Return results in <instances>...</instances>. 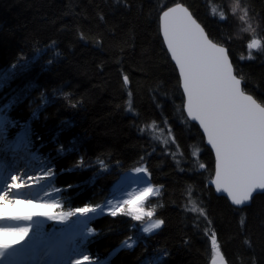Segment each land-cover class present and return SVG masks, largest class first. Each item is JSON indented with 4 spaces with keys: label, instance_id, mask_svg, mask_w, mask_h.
I'll return each instance as SVG.
<instances>
[{
    "label": "trees",
    "instance_id": "16d2710c",
    "mask_svg": "<svg viewBox=\"0 0 264 264\" xmlns=\"http://www.w3.org/2000/svg\"><path fill=\"white\" fill-rule=\"evenodd\" d=\"M175 4L227 50L243 91L264 105V0H0V129L51 172L70 218L102 205L119 176L141 166L160 189L150 206L158 231L144 236L125 215L97 218L80 258L210 264L212 235L226 264H264V194L237 209L208 186L214 158L184 115L160 34L159 16ZM252 39L260 50L248 51Z\"/></svg>",
    "mask_w": 264,
    "mask_h": 264
},
{
    "label": "snow or ice",
    "instance_id": "6c2138e0",
    "mask_svg": "<svg viewBox=\"0 0 264 264\" xmlns=\"http://www.w3.org/2000/svg\"><path fill=\"white\" fill-rule=\"evenodd\" d=\"M162 24L164 41L183 80L188 115L199 121L209 144L215 150L216 179L213 183L218 192L227 193L233 204H244L257 189L264 190V105L243 91L241 80L233 74L225 48L207 39L187 9L180 5L170 8L163 13ZM247 47L249 50L259 49L261 42L252 39ZM200 167L204 166L201 164ZM140 171L137 169V172ZM11 180L16 181L17 177L12 176ZM151 191V188L145 189V193ZM46 207L54 208L56 205L49 204ZM93 210L79 208L76 211L87 213ZM135 211L138 213L139 209ZM39 214L57 219L51 212ZM65 215L61 213L60 218ZM111 215L116 216L117 212L113 210ZM146 215L151 216V213ZM134 219L139 221L141 215L136 214ZM160 227L161 222L157 221L144 231ZM28 232L27 227L2 232L4 235H12L14 239L0 242V250L22 241ZM212 246L215 249V236L212 238ZM77 264L80 262L77 261Z\"/></svg>",
    "mask_w": 264,
    "mask_h": 264
},
{
    "label": "rangeland",
    "instance_id": "374dc122",
    "mask_svg": "<svg viewBox=\"0 0 264 264\" xmlns=\"http://www.w3.org/2000/svg\"><path fill=\"white\" fill-rule=\"evenodd\" d=\"M229 8L231 10L230 13H233L234 15L238 13L239 11L238 8L232 2L229 3ZM210 13L214 18L217 17L218 19H221L223 17V13L220 10H217L215 7L211 9ZM244 22L245 21H243V23ZM242 32H248V33L252 32L251 26L248 25L246 29L243 28ZM260 48L254 49V50L248 49V51L253 52V51L260 50ZM0 124H1V121H0ZM147 132H149V135H151V137L153 138H156L153 136L155 134H157L156 135L157 137L162 136L161 132L156 127H150L147 130ZM165 139L166 138H162L161 140L160 139L158 140L163 142ZM6 151H9V153L12 152V153L17 154L13 158L12 165H8V163L6 162V160H4V158H0V179L5 174L9 176L8 179L5 180L7 182L6 188L7 189L13 188L15 181L11 180V176L13 175L14 173L13 171L15 170L16 166L20 165L21 162H24L23 166H21V172L27 170V173L29 174V176L27 175V181L23 184L21 189L18 190L16 189V187H14L12 199L3 201L1 203L0 208L3 209L5 213H10L11 212L10 208H12L18 214L17 217L16 216L7 217L3 221V223L4 224L6 223V226H5L6 231H12V230H17L19 228L27 227L29 228V232L22 241L17 242L16 244L10 246L7 249L0 250V264H35L36 256L38 254V247L47 245L50 237L53 234L57 233L59 230H61L73 218H70L69 215H67L68 213L61 212V210H59V206L57 204V200L54 195V189L49 188L51 172L48 171L44 166L39 164V162H37L35 155L30 153V150L28 149L26 143L19 142L16 140L12 142L6 141L2 130L0 129V154L1 153L4 154V152L6 153ZM141 168H145V167L141 166ZM155 190H156L155 194L152 197H150L147 200L146 204L144 205L145 216L142 217L139 221L135 220L133 214H131L127 209L120 211V213L117 215H125L129 219H131L133 222L140 223V226H143L144 224L148 222L156 223L159 220L155 219L153 209H151L150 206L152 205L151 203L153 201L158 199L161 192H160V189L157 187H155ZM23 191H26V193L23 194ZM26 204L31 206L33 209L31 211L23 210L21 206L26 205ZM49 204L56 205V207L54 208L46 207V205H49ZM33 205H37L38 207H33ZM40 212H51L57 216V219H51L47 216L40 215L39 214ZM149 212L151 213V216L146 215V213H149ZM61 213L66 214L62 219L60 218ZM77 215H79V213ZM25 216H31V218H24ZM16 219H18V221H15ZM50 223H53V224L50 227L48 235H47L46 227ZM92 234L93 232L89 229L88 226L87 228H85V230L81 232V234L79 235L77 239L76 244L74 243V245H72L73 251L70 253V255L69 254L66 255L67 256L66 259H70V262L66 264H77V261H79L80 264L95 263V262L89 261L88 259L85 260L84 256H81V258L79 257L80 244L85 239L89 238ZM212 238L213 236L211 235L210 237L211 262L210 264H218L224 260L218 249L217 243H216L215 249L213 248ZM2 242H9V241H2ZM133 247H134V244L127 246V248L129 249H132ZM30 251L31 253H29ZM42 257L43 255H41L40 258ZM14 260H18V262L15 263Z\"/></svg>",
    "mask_w": 264,
    "mask_h": 264
},
{
    "label": "bare ground",
    "instance_id": "6f19581e",
    "mask_svg": "<svg viewBox=\"0 0 264 264\" xmlns=\"http://www.w3.org/2000/svg\"><path fill=\"white\" fill-rule=\"evenodd\" d=\"M16 153H12L6 151L0 154V158H4L8 165L13 164V158L16 156ZM24 162H21L20 165L16 166L13 171L12 176H16L17 180L14 182L13 188L7 189V182L5 180L8 179V175L5 174L0 179V197H4V199H0V205L3 201H7L12 199L14 187L16 189H21L23 184L27 181V170L21 172V166H23ZM137 169H140V172H137ZM11 176V177H12ZM151 188L152 191L150 193H145V189ZM156 190L153 187L149 176L145 170V168H136L134 170L125 172L119 176L116 180L115 184L112 187L111 196L105 201L103 205H100L98 208H95L93 211L87 213H80L75 216L67 225H65L61 230L57 233L53 234L47 245L38 247V254L36 256L35 264H66L70 262V259H66V255L73 251L72 245L76 244L77 239L81 232L87 228V226L95 219L103 217V216H111V212L115 210L117 214L120 211L127 209L133 216L136 214L141 215V218L145 216L144 205L147 200L155 194ZM26 191H23V194ZM126 201L130 203H125ZM5 204V203H4ZM23 210L31 211L33 208L29 205H22ZM139 209V212L135 211ZM10 213H5L3 209L0 208V242L2 241H10L14 237L12 235H4L2 232H5V226L3 221L7 217H17L18 214L15 210L10 208ZM15 221H18L16 219ZM153 222H148L143 226H140L139 232L142 235H151L157 229H152L149 232L144 231L145 228L150 227ZM20 242V241H18ZM134 244V243H132ZM131 245L128 242L124 243V246L127 247ZM31 253V251L29 252ZM41 255H43L42 258ZM15 263L18 260H14ZM29 261V260H28ZM90 264H99V263H90Z\"/></svg>",
    "mask_w": 264,
    "mask_h": 264
},
{
    "label": "water",
    "instance_id": "95a60500",
    "mask_svg": "<svg viewBox=\"0 0 264 264\" xmlns=\"http://www.w3.org/2000/svg\"><path fill=\"white\" fill-rule=\"evenodd\" d=\"M177 5H180L181 7L187 9L186 7H184V6L181 5V4H175V5L171 6V7H168V8L165 9L164 11H162V13H161L160 16H159V28H160V34H161V38H162L163 44H164V46H165V49H166V51H167V53H168V55H169V57H170L172 63L174 64V66H175V68H176V70H177L178 76H179V80H180V88H181V92H182V95H183V98H184V103H183V112H184V115L186 116L187 120H188L191 124H195V125L199 128V130H200V132H201V134H202V136H203V138H204V144H205V146L211 151V153H212V155H213V158H214V173H213L212 179H211V180L209 181V183H208V186H210V187L213 189L215 195H217V196H219V197H223V198H225V199L229 202V204H230L231 206H233V207H235V208H237V209H242V208H244V207H248V206H250V204H251V202H252V199H253L256 195L264 194V190L257 189L255 192H253L251 199H250L249 201L245 202L244 204H241V205H235V204H233L232 201H231V199L228 197L227 193H225V192H223V191H219V192H218L217 189H216V185L213 183V181L216 179V154H215V150L212 148L211 144H209L208 139H207V136H206V134L204 133L203 128H202L201 125L199 124V121L192 119V118L188 115V112H187V96H186V94L184 93V90H183V80H182V77L180 76L179 67H178V65L176 64V61L172 58L171 52L168 50L167 43L164 41V36H163V24H162L163 13H164L165 11H168L170 8H175ZM187 11H188V13L191 15V13L189 12L188 9H187ZM191 17H192V19H194L192 15H191ZM194 20H195V19H194ZM195 21H196V20H195ZM196 23H197V21H196ZM200 27H201V26H200ZM201 29L203 30L202 27H201ZM203 31H204V30H203ZM204 33H205V31H204ZM205 35H206V33H205ZM206 37H207V35H206ZM207 39L209 40L208 37H207ZM210 41H211V40H210ZM211 42H212V41H211ZM212 43H213V42H212ZM214 44H215V43H214ZM216 45H217V44H216ZM218 46H219V45H218ZM220 47H221V46H220ZM225 50H226V49H225ZM252 50H254V49H252ZM226 53H227V55H228L227 50H226ZM228 57H229V56H228ZM229 61H230V63H231L230 58H229ZM231 65H232V63H231ZM232 68H233V66H232ZM233 74H234V69H233ZM234 75H235V74H234ZM241 87H242V82H241ZM154 188H155V187H154ZM218 264H226V263H225V261H222V262H220V263H218Z\"/></svg>",
    "mask_w": 264,
    "mask_h": 264
}]
</instances>
